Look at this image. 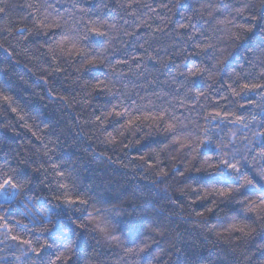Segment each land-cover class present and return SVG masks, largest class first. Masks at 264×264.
<instances>
[{
	"label": "clouds",
	"instance_id": "9594fccd",
	"mask_svg": "<svg viewBox=\"0 0 264 264\" xmlns=\"http://www.w3.org/2000/svg\"><path fill=\"white\" fill-rule=\"evenodd\" d=\"M0 264H264V0H0Z\"/></svg>",
	"mask_w": 264,
	"mask_h": 264
}]
</instances>
